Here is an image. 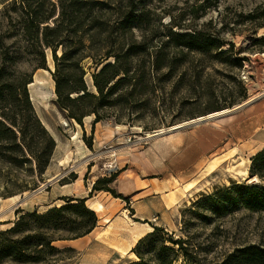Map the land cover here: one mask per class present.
I'll return each mask as SVG.
<instances>
[{
    "label": "rangeland",
    "instance_id": "obj_1",
    "mask_svg": "<svg viewBox=\"0 0 264 264\" xmlns=\"http://www.w3.org/2000/svg\"><path fill=\"white\" fill-rule=\"evenodd\" d=\"M100 1L114 7L101 19L109 31L102 45L118 46L122 39L113 27L121 0ZM134 1L142 15V28L134 36L145 48L132 62L135 79L108 99L114 103L123 95L100 111L101 122L94 124L90 116L82 126L57 106L51 53L45 69L39 68L37 52L21 36L16 16L11 14V27L0 5V53L5 47L12 56L5 64L0 58V66L7 80L31 76L29 100L55 143L43 172L29 155L30 162H24L20 154L12 159L0 154V232L24 213L42 214L67 199H85L88 208L95 202L104 207L103 214L95 213L96 228L78 239L72 228L58 232L65 239L53 243L59 252L34 264H180L178 247L171 243L178 239H186L190 251L195 248L201 264H238L239 251L246 247L264 250V213L225 204L213 214L212 205L198 203L232 182L262 185L249 170L264 143L245 150L251 137L235 138L232 128L264 111V0ZM175 35H200L214 46L188 52L178 45L188 38ZM83 67L88 88L95 92V67L89 59ZM15 110L23 111V103L17 102ZM28 125L26 141L41 148L42 130L32 121ZM177 125L183 126L171 130ZM255 126L252 132L264 129V119ZM97 181L102 190L94 191ZM105 217L110 223L103 222ZM155 227L161 232L136 248Z\"/></svg>",
    "mask_w": 264,
    "mask_h": 264
},
{
    "label": "trees",
    "instance_id": "obj_2",
    "mask_svg": "<svg viewBox=\"0 0 264 264\" xmlns=\"http://www.w3.org/2000/svg\"><path fill=\"white\" fill-rule=\"evenodd\" d=\"M123 2L121 0L117 4V18L113 27L122 41L118 46L106 47L102 45L103 37L109 31L101 19L114 7L104 1L0 0L9 23H12L11 14H14L21 36L30 48L36 50L39 68L45 69L47 53H51L54 63L52 79L57 106L69 119L81 126L83 119L90 116H94V124L101 122L103 118L100 111L123 97L118 95L114 103L108 101L122 83L133 82L135 72H132V62L145 52L143 45L139 44L134 36L135 32L142 28V15L138 12L134 0ZM176 37L188 38L183 43H176L188 52L204 53L214 46L209 38H203L200 35H177ZM172 42L175 40L172 39ZM1 43L0 40V45ZM58 51H61L60 55ZM0 58L3 64L12 60V56L5 47L0 53ZM109 58H113V62L104 64ZM86 59L91 60L95 67V73L91 76L95 92L89 90L85 80L86 71L83 61ZM156 59L157 67H160L161 56ZM5 76V68L0 66V154L6 159H12L20 154L24 157L22 159L24 162H30L26 158V155H29L34 160L38 171L43 172L50 162L55 143L35 116L29 100L27 86L32 82L31 76L21 75L18 82L10 78L11 81H9ZM17 102L23 103V111L15 110ZM30 121L44 134L41 148L26 141L25 132ZM20 124L26 128L20 127ZM249 174L251 177H257L262 185L247 186L232 182L230 187L203 197L198 204L212 205L213 214H217L225 204L231 207H242L255 213H264V149L251 158ZM100 182L95 183L94 191L102 190L97 187ZM107 191L114 194L111 190ZM74 201H76L75 204H73ZM85 202V199H67L65 205L51 208L42 214L24 213L13 227L0 232V238L6 237L0 243V260L28 264L42 262L46 255L59 252L53 243L65 239L56 236L58 232L72 228L73 233L76 234L75 239L90 234L97 226V217L91 209L86 207ZM19 212L17 211L16 214ZM76 221L80 223L74 229L72 225ZM20 232H26L27 235L22 239L8 238ZM158 232H161V229L155 227L153 232L138 242L136 248ZM186 241V239H178L171 242L174 247H178L176 253L183 261L180 264H201L195 248L190 251L191 248L184 245ZM140 259L142 262V258ZM236 260L239 261L238 264H264V250L253 246L246 247L239 251Z\"/></svg>",
    "mask_w": 264,
    "mask_h": 264
},
{
    "label": "bare ground",
    "instance_id": "obj_3",
    "mask_svg": "<svg viewBox=\"0 0 264 264\" xmlns=\"http://www.w3.org/2000/svg\"><path fill=\"white\" fill-rule=\"evenodd\" d=\"M227 111H221V112H217V113H213L208 115L205 118H199L194 120L195 122H202L205 120H210L213 118H216L220 115H223L224 113H226ZM264 119V111H257L254 113V115L249 119V121H247L246 123H236L234 124L232 130H233V135L235 136H239L241 135V137H251V141L249 143L246 144V146L244 147L245 150H251L253 148V146H258L264 143V129L262 128H255L254 132H252V128L255 127H260V123L262 122V120ZM183 125H177L175 127H173L171 130L177 129L179 127H182ZM249 162V161H247ZM11 201H13L14 203L17 200V197L11 198ZM94 213H99V214H103L104 213V207L102 204L95 202L93 203L90 207H89ZM110 218L109 217H105L103 219V222L108 224L110 223Z\"/></svg>",
    "mask_w": 264,
    "mask_h": 264
},
{
    "label": "water",
    "instance_id": "obj_4",
    "mask_svg": "<svg viewBox=\"0 0 264 264\" xmlns=\"http://www.w3.org/2000/svg\"><path fill=\"white\" fill-rule=\"evenodd\" d=\"M202 122H204V121H202ZM252 182L254 183V182H256V180H253Z\"/></svg>",
    "mask_w": 264,
    "mask_h": 264
}]
</instances>
